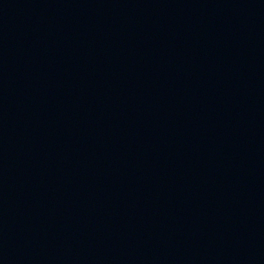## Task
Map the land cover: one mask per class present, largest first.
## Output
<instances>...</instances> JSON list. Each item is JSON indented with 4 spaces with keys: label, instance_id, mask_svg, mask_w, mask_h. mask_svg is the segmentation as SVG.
<instances>
[{
    "label": "water",
    "instance_id": "1",
    "mask_svg": "<svg viewBox=\"0 0 264 264\" xmlns=\"http://www.w3.org/2000/svg\"><path fill=\"white\" fill-rule=\"evenodd\" d=\"M0 264H264V0H0Z\"/></svg>",
    "mask_w": 264,
    "mask_h": 264
}]
</instances>
